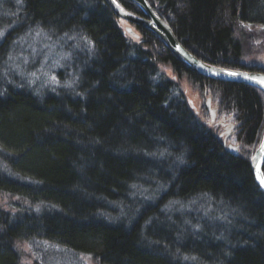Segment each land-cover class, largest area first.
<instances>
[{
    "label": "trees",
    "instance_id": "1",
    "mask_svg": "<svg viewBox=\"0 0 264 264\" xmlns=\"http://www.w3.org/2000/svg\"><path fill=\"white\" fill-rule=\"evenodd\" d=\"M146 2L201 62L251 70L241 52L264 27V0ZM137 31L129 39L104 0H0V194L16 199L0 205V264H20L16 246L32 241L93 264H264L250 167L264 94L201 77ZM42 47L55 54L43 65L31 55L43 60ZM178 78L235 125L239 157Z\"/></svg>",
    "mask_w": 264,
    "mask_h": 264
},
{
    "label": "water",
    "instance_id": "2",
    "mask_svg": "<svg viewBox=\"0 0 264 264\" xmlns=\"http://www.w3.org/2000/svg\"><path fill=\"white\" fill-rule=\"evenodd\" d=\"M128 1L137 6L142 16L132 15L126 12L125 10L121 9L120 6L117 7L118 3H113V0H104L115 17L130 26H134L136 28L139 27L152 32L160 40L166 50L187 70L211 81L243 84L257 89L264 94V85L259 82L260 80L264 79V74L244 70H229L217 68L201 62L182 47V45L178 42L175 35L173 34L171 28L153 12V10L147 4L146 0ZM130 26H126V33L135 39L138 38V35L132 30ZM228 73H240L241 75L232 76ZM248 77H251L253 79H249ZM182 92L194 114H196L201 120H203V116L200 114L199 108L193 106V104L191 103L193 102L191 94H199V92L197 90L196 93L192 92L190 89L186 88V85L184 86ZM206 95L207 92L204 91L203 96ZM204 106L209 121L205 124L209 126L210 123L214 122L217 118V106L216 104L212 103V99L210 96L205 98ZM220 123L223 126V128L221 127L223 129V132L218 136V139L222 141V145L229 155L233 157H239V151L235 150L237 148L239 149V146L233 144L231 141H227L228 138L231 137L235 125L232 124L229 119L224 120L223 118L220 120ZM262 143H264V126L260 143L250 158V167L253 179L256 185L264 194V186H262L260 183L261 178H264L262 173V167L264 165V150H261Z\"/></svg>",
    "mask_w": 264,
    "mask_h": 264
},
{
    "label": "rangeland",
    "instance_id": "3",
    "mask_svg": "<svg viewBox=\"0 0 264 264\" xmlns=\"http://www.w3.org/2000/svg\"><path fill=\"white\" fill-rule=\"evenodd\" d=\"M120 26L123 31L126 32V23L120 21ZM260 31L261 32L254 33L251 42H247V45L242 49L241 52V57H245L241 59V63L248 67L256 65L259 66L258 63L261 62L260 60H262L264 56V31ZM129 39H133V37L130 36ZM18 47L24 49V47L21 45ZM42 49H46L43 60L41 58L42 53L40 51H31L33 60H37L38 62H40L41 65H43V63L51 61L52 58H55V54L52 49L48 47H42ZM52 64H55L54 61H52ZM160 70L162 71L161 73L164 76L169 77L171 79L175 78L173 77L174 75L172 71L168 67H161ZM177 82L180 89H183L186 85V88L196 93V89L190 86V84L187 83L185 79L178 78ZM191 96L193 99V102L191 103L193 104V106L198 107L200 111L204 99L210 95L207 94L206 96H203L199 92V94H191ZM205 121L207 123L209 122L208 117L205 119ZM13 202H16V199L4 194H0V205L4 206L6 210H9L7 206L10 207V203ZM16 249L20 255V264H93L90 258L85 255H71L69 252L59 250L56 248V246L44 241H32L29 243H21L16 246Z\"/></svg>",
    "mask_w": 264,
    "mask_h": 264
},
{
    "label": "flooded vegetation",
    "instance_id": "4",
    "mask_svg": "<svg viewBox=\"0 0 264 264\" xmlns=\"http://www.w3.org/2000/svg\"><path fill=\"white\" fill-rule=\"evenodd\" d=\"M260 29L262 30V31H264V27H260ZM263 42H264V39H263ZM256 60V59H255ZM261 62H259L258 64H259V66H257L256 68H254L255 66H251L252 68H251V70H250V72L252 71V72H257V73H262V74H264V56H263V58H262V60H260ZM204 105V104H203ZM204 107V106H203ZM210 125L212 126V128H214V129H217V131H220V128L219 127H222L223 128V126L221 125V123L219 122V123H216V120L214 121V122H212V123H210Z\"/></svg>",
    "mask_w": 264,
    "mask_h": 264
},
{
    "label": "snow or ice",
    "instance_id": "5",
    "mask_svg": "<svg viewBox=\"0 0 264 264\" xmlns=\"http://www.w3.org/2000/svg\"><path fill=\"white\" fill-rule=\"evenodd\" d=\"M113 3H116V0H113ZM117 7H119V5H117ZM229 75L232 76H237V75H241L240 73H228ZM249 79H253L251 77H248ZM262 85H264V79L259 81ZM236 151H239V149H235ZM261 150H264V143L261 144ZM260 183L262 186H264V178H261Z\"/></svg>",
    "mask_w": 264,
    "mask_h": 264
},
{
    "label": "bare ground",
    "instance_id": "6",
    "mask_svg": "<svg viewBox=\"0 0 264 264\" xmlns=\"http://www.w3.org/2000/svg\"><path fill=\"white\" fill-rule=\"evenodd\" d=\"M117 2V1H116ZM118 3V2H117ZM118 5L120 6V8L121 9H123V7L118 3ZM124 10V9H123ZM126 11V10H125ZM126 12H128V11H126ZM129 13V12H128ZM131 14V13H130ZM132 15H134V14H132ZM120 20V19H119ZM120 21H122V20H120ZM123 22V21H122ZM125 23V22H124ZM126 25L127 26H130V25H128L127 23H126ZM131 28H132V30L136 33V34H138V31H137V28L136 27H134V26H130ZM173 32V31H172ZM127 36H129L130 37V35H128L126 32H124ZM207 92V91H206Z\"/></svg>",
    "mask_w": 264,
    "mask_h": 264
}]
</instances>
